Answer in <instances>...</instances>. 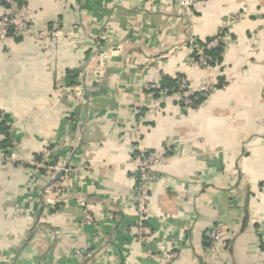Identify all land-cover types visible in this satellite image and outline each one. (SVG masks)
Instances as JSON below:
<instances>
[{
	"label": "crops",
	"instance_id": "1",
	"mask_svg": "<svg viewBox=\"0 0 264 264\" xmlns=\"http://www.w3.org/2000/svg\"><path fill=\"white\" fill-rule=\"evenodd\" d=\"M26 1L31 34L0 39V152L19 159L0 160V264H161L150 254L171 251V264H264V0ZM221 31L200 68L195 45ZM178 75L210 87L196 108L162 92ZM136 144L167 153L143 238ZM43 156L52 176L29 163Z\"/></svg>",
	"mask_w": 264,
	"mask_h": 264
},
{
	"label": "built area",
	"instance_id": "2",
	"mask_svg": "<svg viewBox=\"0 0 264 264\" xmlns=\"http://www.w3.org/2000/svg\"><path fill=\"white\" fill-rule=\"evenodd\" d=\"M5 5V10L0 16V39L6 38H21L31 34L29 25V7L26 0H1ZM180 8L190 9L195 7L199 0H178ZM58 24H54L50 28L43 29L38 33H34L39 39H48L50 36L56 35ZM225 31L219 32L212 38L211 41L207 42L204 46L195 45L197 50V56L194 57V62L202 69L211 70L214 66L212 63V57H210L206 50L219 47L224 45V37L226 36ZM176 84L173 88H165L162 92L173 93L178 97V101L184 108H196L199 104V99L204 98L210 92L208 85H202L194 87L190 84L186 76L178 75L175 77ZM8 125V117L6 113L0 111V129L2 125ZM10 133V130H6ZM10 142V139H9ZM10 148L2 149L0 152V160L6 162H17L19 159L11 151ZM167 160V153L165 151H149L144 149L140 145L134 147V161L136 165V187H135V201L134 205L138 213V221L136 225L135 234L138 237H144L150 233V229L146 226L144 219L147 212V206L149 202L150 189L152 184L158 177L157 167L164 164ZM30 165L40 167L45 170L46 175L52 176L54 171L58 168L53 162H49L46 156H43L41 160L31 159ZM64 172L74 173L78 176L80 167L68 168L62 167ZM79 203L85 208V221L92 222L93 218L88 209L87 200L80 196ZM209 247L211 250L215 248L218 241L221 239V225L216 224L212 226L208 233ZM78 256L83 257L82 252L77 253ZM178 256L176 251H171L160 257L157 255L150 254V257L161 264H171Z\"/></svg>",
	"mask_w": 264,
	"mask_h": 264
},
{
	"label": "trees",
	"instance_id": "3",
	"mask_svg": "<svg viewBox=\"0 0 264 264\" xmlns=\"http://www.w3.org/2000/svg\"><path fill=\"white\" fill-rule=\"evenodd\" d=\"M211 40H212V38L209 39L207 42H209V41H211ZM207 42H206V43H207ZM204 45H205V44H204ZM204 45H202V46H204ZM222 48H223V45H221V46H219V47H216V48H212V49H210V50H206L207 54H208L210 57H212V63H213V64L216 63V61H215V57L220 53V51L222 50ZM193 56H195V57L197 56V50L193 52ZM175 84H176V79L173 78V79H171V82H170V84L167 86V88L171 89V88H173V87L175 86ZM169 93H171V92H169ZM7 129H8L7 126H5L4 124L1 126V130L4 131V132H6ZM5 137H6V139H5V141H4V144L6 143L5 145H7V142H8V139H9V135H8L7 133H5Z\"/></svg>",
	"mask_w": 264,
	"mask_h": 264
},
{
	"label": "water",
	"instance_id": "4",
	"mask_svg": "<svg viewBox=\"0 0 264 264\" xmlns=\"http://www.w3.org/2000/svg\"><path fill=\"white\" fill-rule=\"evenodd\" d=\"M62 175V171L58 174L55 180H57Z\"/></svg>",
	"mask_w": 264,
	"mask_h": 264
}]
</instances>
